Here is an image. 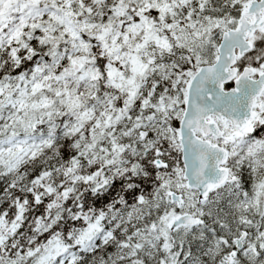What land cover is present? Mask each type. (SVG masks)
I'll use <instances>...</instances> for the list:
<instances>
[{
    "label": "snow or ice",
    "instance_id": "1",
    "mask_svg": "<svg viewBox=\"0 0 264 264\" xmlns=\"http://www.w3.org/2000/svg\"><path fill=\"white\" fill-rule=\"evenodd\" d=\"M0 264H264V0H0Z\"/></svg>",
    "mask_w": 264,
    "mask_h": 264
}]
</instances>
